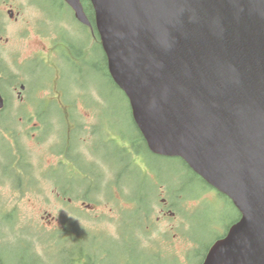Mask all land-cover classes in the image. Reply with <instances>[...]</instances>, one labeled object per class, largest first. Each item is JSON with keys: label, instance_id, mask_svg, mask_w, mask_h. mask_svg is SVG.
Wrapping results in <instances>:
<instances>
[{"label": "water", "instance_id": "obj_1", "mask_svg": "<svg viewBox=\"0 0 264 264\" xmlns=\"http://www.w3.org/2000/svg\"><path fill=\"white\" fill-rule=\"evenodd\" d=\"M90 2L149 150L181 158L241 213L203 264H264V0Z\"/></svg>", "mask_w": 264, "mask_h": 264}, {"label": "flooded vegetation", "instance_id": "obj_2", "mask_svg": "<svg viewBox=\"0 0 264 264\" xmlns=\"http://www.w3.org/2000/svg\"><path fill=\"white\" fill-rule=\"evenodd\" d=\"M59 3L60 0H49L46 3L53 9L45 4L47 7L44 8V21L53 16L57 17ZM89 33L96 39L94 33L91 31ZM38 35L41 49L37 50L34 56L44 63H52L61 58L63 48L69 51L67 46L76 56L82 54L84 57L77 62L89 64L88 59L94 52L93 49L77 51L68 43L66 46L60 44L57 34ZM10 54L12 56L8 59ZM23 55L22 50L16 49L9 39L4 40L0 37V92L4 98V106L0 110V189L41 192L40 196L46 206L43 211L49 217L50 224L55 226L50 234L51 242L57 254L62 255L67 264H109L110 259L116 264H154L157 261L153 258L166 259L167 264H170L169 260L174 257L173 250L149 246L139 237L143 254L138 253L129 242L131 224L125 222L121 229L117 230L116 222H112V219L107 220L109 216H105L110 211L117 214L119 210L115 207H119L122 214L128 210L141 214L140 205L147 201L140 198L127 199V175L136 172L146 174L148 166L142 154L135 156L129 164L121 161L120 165L118 159L115 181L111 179V168L108 170L103 167L107 164L106 158L99 157L98 154L96 159L93 157L95 144L97 151H101L105 149L106 144L119 142V145L127 146L130 142L125 129L120 126L116 128L111 124L119 118H99L105 116L100 111L107 109L95 108L91 104H82L80 108L75 103H54L50 98L42 97L44 101L40 102L32 101L31 97L27 98L29 77L27 78V74H16L26 65ZM104 71L107 72V69ZM52 82L53 87L47 86L50 90L61 88L59 80L54 79ZM37 91L39 95L42 92ZM14 111L21 112L15 114ZM51 111L60 112L63 118L59 120L50 118ZM5 116L14 118H3ZM135 126L132 123L130 128L132 136L138 133ZM54 132L61 136L60 143L55 148L51 146V149L43 150L49 142L47 139L54 136ZM99 137L104 138L103 146H98ZM155 185L157 186V183ZM163 202L165 209L161 210V217L174 216L168 203ZM99 208H103V211L100 212ZM8 216L13 218L15 211ZM152 216L153 214L146 217L147 230H152L161 222L160 217L154 222L151 220ZM42 218L45 220V217ZM102 221L112 222L104 225L107 232L90 226ZM173 230L174 228L166 232L170 240L163 237L160 239L171 245L170 242L174 238ZM108 239L113 240L114 243L110 246L113 250L119 249L118 253H113L112 249L107 248ZM59 242L61 245L57 246Z\"/></svg>", "mask_w": 264, "mask_h": 264}, {"label": "rangeland", "instance_id": "obj_3", "mask_svg": "<svg viewBox=\"0 0 264 264\" xmlns=\"http://www.w3.org/2000/svg\"><path fill=\"white\" fill-rule=\"evenodd\" d=\"M4 1L5 0H0V12L3 15L2 20L4 25H6L7 34H3L1 37L4 39L11 37L14 41L15 48L18 50L20 48L22 50L24 54L22 56L23 58L33 55L37 50L41 49V47H39L40 38L36 32L39 28V21H34L38 19L36 9L29 6V0H9L11 5L14 6L13 9L16 10V12H20L19 20L11 22L9 20V16L7 15V6ZM34 1L39 5L49 2V0ZM46 5H48L49 8H52L50 4ZM57 16L56 21H58L57 25L59 26H61L60 23H66V19L71 20L70 12L67 9H60ZM61 17L62 19L59 20ZM25 25H27V28L29 27L30 31L26 29ZM73 28L78 30L79 27L74 24ZM84 33L85 31L82 32V34ZM28 36L30 38H28ZM59 63L64 65L62 71L64 72L65 79L63 81L64 86L62 89L65 91V87H67L68 90L72 92L66 94L67 97L64 98L63 102L71 103L73 98L77 99L74 102H76V105L80 106V108H82L81 105L84 104V99L85 102L92 105H119L121 108L118 117L119 119H116V121L111 124L115 125L116 128H119L120 126L125 129L127 132V139L129 141L134 140L130 132L132 124L128 121L130 120V116L127 113L129 111L127 97L113 83L111 78L108 76L104 77L101 75L103 74L102 71H97L94 68H91L90 70H83V72L80 73L84 75L77 76V80L81 84V86H79L76 78L73 76V74H78V70H75L71 65L63 64L61 60ZM24 70L26 74H55L53 72L55 71L53 66L40 64L37 69L36 66L32 64V60L27 62ZM30 83L31 80H28L29 85ZM85 91L87 92V96L84 93ZM60 93H62V90L60 89L50 90L49 87H46L42 90L40 95L45 99L50 98V100H53L58 97V94ZM59 97L61 98V94ZM108 106L109 105H106V107ZM14 113L17 114L19 111H14ZM123 115L125 116L123 117ZM33 123L34 122H32V124ZM48 140L49 142L46 143L43 150H49L51 149V146L52 148H55V146L60 143L61 138L57 136L55 137L54 135L47 139V141ZM103 140V137L98 138V146H103ZM120 145L119 142L106 144L104 150L97 151L95 144L93 157L96 159L98 154L99 157L104 156L109 163L114 164L118 163L119 159L121 165V161L128 163L131 162L135 156H141V151H139L136 144L131 145L129 142L127 146H123V144ZM37 156L38 153L35 154L36 158ZM37 160L39 161V159ZM153 160L156 166L155 171L159 173V177L161 178V180L159 179V182H166L167 185H169L168 193H170V201H172L173 193L177 192V190L183 191L186 197L184 196L185 198L175 201L173 209L175 218H173V220L158 222L156 225L158 230L152 231L151 236L146 238L145 241L147 242V245L158 249L173 250L174 257L173 260H169L170 264H199L201 258L196 257L195 251L200 249L202 252H205L207 249L206 247L214 243V241H216L219 237L223 236L231 224L238 219V213L235 208L231 206L229 200L220 196L215 189H212L206 186L202 181L197 180L196 177L192 176V173L187 166H184L180 163V161H177V159H168L169 161L163 159ZM110 166V164H105L103 167L109 170ZM111 172L114 173L112 181H115L116 168L115 171L114 168H112ZM59 178H61V176H59ZM190 179L193 181H189ZM145 180L139 173H135L131 179L127 180V183L128 185L133 186L134 193H136L137 191H142L146 188L147 185L144 183ZM63 181L64 177L62 179V182ZM148 182L151 184V188H149L146 193L150 196L151 192L155 193L158 191V188L152 180ZM40 193V191L33 192L24 190L23 192H20L13 189H0V218H3L7 214L10 215L11 212L15 211V216L11 221H1L0 219V235L2 244L3 242L10 244L13 240L20 243L25 239L35 247V250L40 255L43 254L45 246L48 247L47 238L50 237V234L54 231L55 226L50 224L49 217H47L43 211L46 206L43 198L40 196L42 194ZM164 195V192H162L160 196L159 192L157 194V213L152 216V220L154 222L157 221V217L159 216L158 211L160 210V207L158 204H160ZM139 198L144 200L142 196H139ZM141 204L143 206V211L140 216H135V211H128L125 213L123 220L124 223L128 222L131 224V236L129 237V242H131L130 245L133 246L135 251L138 253L142 252L143 254L140 238L136 231H144V217L146 215L145 211L148 202L146 201ZM99 210L102 212L103 208H99ZM105 216H109L107 220L112 219V222H115L118 219V215L112 211L107 212ZM42 217H45V220ZM10 218L11 217L9 216V219ZM105 222L106 224L95 223L90 226L96 230H103L104 225L106 226L112 223L108 221ZM173 226L174 239L170 242L172 244L169 245L168 242L160 239V235L162 233H166L167 231H171ZM105 232L107 231L105 230ZM142 234L146 235L144 232ZM41 240H45V246ZM113 243L112 239H108L109 247L107 248L112 249L113 247L110 245ZM114 250L112 249L113 253L119 252V249ZM163 251L167 252L165 250ZM0 254L2 255L3 264H15L16 258L20 259L26 255L24 250L14 251L6 244L0 246ZM153 259L160 264H167L166 259ZM64 262L65 259L62 255L59 257L57 254H54L47 260L46 264H67ZM109 264H116V262L110 259Z\"/></svg>", "mask_w": 264, "mask_h": 264}, {"label": "trees", "instance_id": "obj_4", "mask_svg": "<svg viewBox=\"0 0 264 264\" xmlns=\"http://www.w3.org/2000/svg\"><path fill=\"white\" fill-rule=\"evenodd\" d=\"M82 2H83V4L87 7V8H89V7H91L90 6V2H89V0H82ZM91 9V8H90ZM92 10V9H91ZM76 59L77 60H83L84 59V57H82V54L81 55H77L76 56ZM89 64H90V62H89ZM92 66H93V68L95 69V70H97V71H102V73L103 72H105V74H101L102 76H104V77H106V76H108V77H110L109 76V74L106 72V71H104L105 69H106V64H105V62H104V59H103V55L102 54H97L96 52H95V56H94V61H93V63H92ZM114 83V82H113ZM135 142H136V146L138 147V149H139V146H142L143 148L145 147L144 145H143V143H142V141L140 140V139H135ZM140 151V150H139ZM145 150H142V153L144 152ZM144 155H147V153H144ZM153 159H163V160H168V159H166V158H161V157H157V156H152V159L151 158H149V160H150V165H151V168H152V170L153 171H155V169H156V166H155V162H154V160ZM148 160V159H147ZM169 161V160H168ZM177 161H180V163H182L184 166H186L185 165V163L182 161V160H180V159H177ZM180 165V164H179ZM183 166V167H184ZM160 169H161V166H160ZM177 170V169H176ZM191 173H192V176H194V177H196V179L197 180H199V181H202V179L201 178H199L195 173H193L192 171H190ZM162 173V172H161ZM159 174V173H158ZM180 176H181V174H180ZM193 179V178H192ZM192 179H190L189 181H193ZM201 179V180H200ZM203 182V181H202ZM169 194V197H170V193H168ZM185 195H184V192L183 191H179V190H177V192H175V193H173V197H172V199L174 198V199H177L178 201L179 200H181L182 198H185L184 197ZM220 238V237H219ZM196 244V243H195ZM210 246L211 245H209V246H207L206 248V250H205V252H202L200 249H197L196 251H195V254H196V257H200L201 258V261H200V263L199 264H202V262H203V260H204V258H205V256H206V253L208 252V250H209V248H210ZM201 247V246H200ZM2 255L0 254V260L2 261V257H1ZM154 264H160V263H158V262H154Z\"/></svg>", "mask_w": 264, "mask_h": 264}]
</instances>
